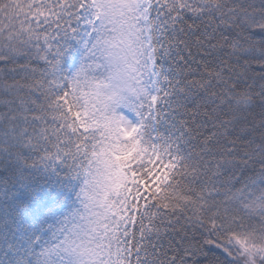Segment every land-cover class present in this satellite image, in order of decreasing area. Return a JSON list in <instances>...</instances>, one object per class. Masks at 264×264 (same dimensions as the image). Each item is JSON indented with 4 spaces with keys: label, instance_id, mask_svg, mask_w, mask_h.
<instances>
[{
    "label": "snow or ice",
    "instance_id": "obj_1",
    "mask_svg": "<svg viewBox=\"0 0 264 264\" xmlns=\"http://www.w3.org/2000/svg\"><path fill=\"white\" fill-rule=\"evenodd\" d=\"M0 264H264V0H0Z\"/></svg>",
    "mask_w": 264,
    "mask_h": 264
},
{
    "label": "trees",
    "instance_id": "obj_2",
    "mask_svg": "<svg viewBox=\"0 0 264 264\" xmlns=\"http://www.w3.org/2000/svg\"><path fill=\"white\" fill-rule=\"evenodd\" d=\"M256 2L258 3L259 2V0H256ZM257 32H259V30H257ZM256 39H260V35H257V37H256ZM33 63H35V61L33 62ZM200 259H204V257H200Z\"/></svg>",
    "mask_w": 264,
    "mask_h": 264
}]
</instances>
